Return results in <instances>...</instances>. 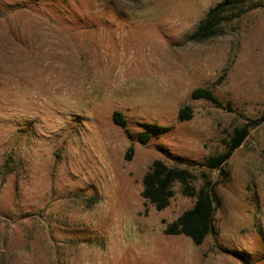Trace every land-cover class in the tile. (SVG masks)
Returning <instances> with one entry per match:
<instances>
[{"label":"rangeland","instance_id":"obj_1","mask_svg":"<svg viewBox=\"0 0 264 264\" xmlns=\"http://www.w3.org/2000/svg\"><path fill=\"white\" fill-rule=\"evenodd\" d=\"M220 1L0 0V264H264V121L223 174L200 165L264 111V6L188 40ZM179 158L221 198L202 246L164 232L195 201L180 183L161 210L141 196L153 160Z\"/></svg>","mask_w":264,"mask_h":264},{"label":"trees","instance_id":"obj_2","mask_svg":"<svg viewBox=\"0 0 264 264\" xmlns=\"http://www.w3.org/2000/svg\"><path fill=\"white\" fill-rule=\"evenodd\" d=\"M264 6L263 0H223L212 6L205 16L199 21L195 29L188 36L192 42H201L210 38L224 34L225 25L240 18L248 11ZM192 99H205L215 104L218 100L210 88L198 87L191 92ZM192 117V107L183 105L179 108L177 118L180 121L189 120ZM113 122L124 129L129 140H133L127 128V121L120 111L112 114ZM264 121V111L258 117L251 118L243 125L234 128L229 140L226 142L223 152L210 156L200 165L206 167L208 171L224 173L222 165L231 157L233 152L238 149L247 138L249 131ZM151 131H145L138 136V140L146 143L151 137ZM130 145L125 154L126 159L132 152ZM189 164L184 159L179 158L174 165L170 166L160 159H155L149 166L142 178L141 196L145 200V205L152 204L155 209L161 210L168 206L170 198L173 196V185L178 182L181 184L182 193L186 196L195 197L191 208L186 209L174 221L167 224L164 232L166 234H184L191 238L195 246H202L209 234L218 233V225L214 217L215 210L221 205V198L217 194L214 183L208 178L205 172L203 184L195 190L190 183L195 175L188 167L180 165ZM194 164V163H193ZM17 166V161L13 157H7L2 165V174L6 176ZM192 166V165H190ZM96 202L95 197L88 199V206ZM233 256L245 261L243 255L238 251L226 250Z\"/></svg>","mask_w":264,"mask_h":264}]
</instances>
